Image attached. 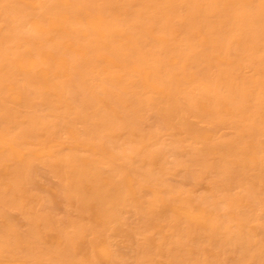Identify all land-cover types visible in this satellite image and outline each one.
I'll return each mask as SVG.
<instances>
[{
    "label": "bare ground",
    "instance_id": "6f19581e",
    "mask_svg": "<svg viewBox=\"0 0 264 264\" xmlns=\"http://www.w3.org/2000/svg\"><path fill=\"white\" fill-rule=\"evenodd\" d=\"M22 1H0V94L24 108L0 102V264H128L125 249L132 264H264V0ZM57 130L71 153L51 163ZM29 138L60 180L49 196L18 151ZM170 172L213 174L210 193L183 197ZM62 201L70 233L46 213Z\"/></svg>",
    "mask_w": 264,
    "mask_h": 264
},
{
    "label": "rangeland",
    "instance_id": "374dc122",
    "mask_svg": "<svg viewBox=\"0 0 264 264\" xmlns=\"http://www.w3.org/2000/svg\"><path fill=\"white\" fill-rule=\"evenodd\" d=\"M1 1V0H0ZM16 4L17 5H20L19 6V8H22V9H26V7L24 6V4H23V1L22 0H17V2H16ZM27 11H30V10H27ZM3 25L4 24H2L1 22H0V28L1 27H3ZM4 28V27H3ZM25 29V28H24ZM26 30V29H25ZM165 38L167 39V40H170L171 39V37H169V36H165ZM170 41H173V40H170ZM173 43V42H172ZM92 58H94V57H92ZM91 58V59H92ZM93 60V59H92ZM91 60V62L93 63V61ZM91 63V64H92ZM105 63V62H104ZM95 64V63H94ZM97 65V64H96ZM105 67V64H103L102 63V65L100 64V65H98V68L99 67ZM107 66V69H108V64L106 65ZM93 67V66H92ZM42 68H46V66H42ZM97 68V69H98ZM43 69V70H44ZM101 69H103V68H101ZM105 69H106V67H105ZM104 70V69H103ZM243 70H245L244 72H242ZM242 75L244 74V75H246V76H250L251 78H253V76H255L253 73H251L250 72V74H249V70L247 69V68H244V69H242ZM50 75V74H49ZM259 76V75H258ZM257 76V77H258ZM50 77V76H49ZM91 83V82H90ZM99 83V82H98ZM93 84V83H92ZM94 84H96L95 83V81H94ZM93 84V85H94ZM98 85V84H97ZM96 86V85H95ZM5 96L7 97V93L6 92H3L2 94H0V102H1V106H4V110L6 109L7 110V108L9 109V111H13V112H18V113H20V112H23L24 111V108H22L21 106L19 107V106H17V105H15L13 102H11L9 99H8V97L7 98H5ZM3 101H5V103L3 102ZM17 106V107H16ZM2 109H3V107H2ZM39 113V112H38ZM45 113V112H44ZM43 112H41V113H39V115L40 114H44ZM20 116V115H19ZM79 125H77V127H78ZM77 127H74V129L75 128H77ZM80 129H81V126H80V128H78L77 130L78 131H80ZM76 130V129H75ZM229 130V131H228ZM57 131H58V134H57ZM56 131V135H55V139H53V140H51V141H49V144L47 143V145H48V147H51V149L52 150H54L53 152H54V154H53V157L52 158H48V161L47 162H51V163H54V162H56L59 158L60 159H62V158H64V157H66L67 156V154H70L71 153V148H70V145L68 144V142H69V139H67V138H64V136L65 137H67V135H66V133H65V131H63V130H57ZM61 131V132H60ZM60 133V134H59ZM166 132H164V133H159L158 135H157V137H158V146H159V143H160V145L162 144V145H168V143H170V142H172L171 140L172 139H175V136L174 137H172V135L170 136V135H168L169 133H166ZM223 133H225V134H229V133H231V130L230 129H228V128H226V132H224V130H223ZM41 134H43V135H41L42 137H46V132H41ZM62 135H64L63 137H62ZM45 139V138H44ZM261 140L262 141H264V138H261ZM33 141V142H32ZM43 141V138H40V139H28V142L26 141V143L27 144H22V145H19L18 146V148H20V149H18V151L19 152H21V154H25L26 153V151L29 149V150H32V151H34V153L36 154V156L37 157H39V158H34V157H29V159L32 161V158H34L33 159V161L34 162H31V164H33V166L35 167V168H37L38 170V174H36V176H35V178H34V181H37L36 182V184H39L38 186H39V188L41 189L42 187L43 188H45V193L44 194H47L48 196L49 195H51V194H53L54 192H56V190L54 189V188H57L58 186H59V183H60V180L55 176V174L51 171V170H49L48 168H47V166L45 165V163L42 161L41 162V158L43 157V158H45V155H46V153L44 152V151H42V150H40V146L41 147H44L46 144H45V142L43 143V145H42V142ZM52 141H54V142H52ZM174 141V140H173ZM38 143H39V145H38ZM53 143V144H52ZM67 143V144H66ZM113 144L115 143V145H117L118 147H121L122 149H126V147L123 145V142L122 141H120V143H121V145H120V143H119V141H116L115 140V142L113 141L112 142ZM119 143V144H118ZM45 144V145H44ZM37 145V146H36ZM120 145V146H119ZM23 146H24V148H23ZM28 146V147H27ZM63 146V147H62ZM108 148L111 146V145H106ZM157 146V147H158ZM37 147V148H36ZM58 147V148H57ZM160 147V146H159ZM23 148V149H22ZM34 148V149H33ZM36 148V149H35ZM60 148V149H59ZM70 148V149H69ZM79 149V150H78ZM21 150V151H20ZM26 150V151H25ZM55 151H56V155L57 156H55ZM58 151V152H57ZM70 151V152H69ZM113 151H115V150H113ZM69 152V153H68ZM74 153H77L76 155H79L80 157H89L91 160H96L97 158H99L98 156H95L96 157V159H94V155H91L90 156V154L89 153H87L84 149H82V148H77V149H75L74 151H73ZM80 152V154H78ZM116 152V151H115ZM114 152V153H115ZM120 152V151H119ZM117 153L118 155H120V153ZM123 153H126L125 152V150H123ZM127 153H128V151H127ZM39 154V155H38ZM45 154V155H44ZM59 154V155H58ZM84 154H86V155H84ZM41 155V156H40ZM173 156V155H172ZM56 157H58V159H56ZM92 157H93V159H92ZM171 156H167V159H166V161L168 160H170V161H180V160H183L182 158H180V157H177V156H173V159L172 158H170ZM54 158H55V160H54ZM168 158H170V159H168ZM36 159V160H35ZM175 159V160H174ZM29 160V161H30ZM40 162V164L38 163V161ZM102 160V161H101ZM97 161H99L100 163V165L98 164V166H99V168L103 171V172H106V171H108V167H105L106 165H105V163H104V160L103 159H97ZM38 164H37V163ZM8 163V162H7ZM42 163V164H41ZM36 164V165H35ZM107 169V170H106ZM48 170V171H47ZM41 171V172H40ZM41 173V174H40ZM171 174V172L170 173H168V174H164V175H166V176H164V179H165V181H167V179H168V181H167V183H166V185H167V187H171V189L170 190H172L173 189V191H180V193L182 192L181 190H185L184 191V193L183 194H181L183 197H188V198H190V199H193L194 200V198L196 197V201H198V199H200V198H202V196L203 197H206L209 193H210V190H211V184L209 185V184H206L205 185V183L207 182V183H210L209 182V180H211V176H213V174H211V173H209V174H207L205 177H202V178H200V179H196V180H198V182L196 181V180H190V181H188V182H186L185 184L184 183H182L181 182V180H180V178H178L177 176H171L170 175ZM172 174H174V173H172ZM40 175H41V177H40ZM211 175V176H210ZM43 178V179H42ZM115 178H116V176H115ZM209 178V179H208ZM208 179V180H207ZM194 181H196L197 182V184L196 183H194ZM201 181L202 182H204V183H201ZM39 182V183H38ZM180 183H181V185H180ZM42 186H41V185ZM189 184V185H188ZM185 185V186H184ZM204 186V190L203 189H201L200 187L201 186ZM177 187V188H176ZM195 187H197V188H195ZM232 187V188H231ZM228 190H229V194H227L228 196H233V195H235V194H239L240 192H241V190H240V186H239V184H233L232 186H231ZM42 188V189H43ZM174 188H176L175 190H174ZM190 188V189H189ZM194 188V189H193ZM200 188V189H199ZM203 188V187H202ZM210 188V189H209ZM238 188V190H236ZM41 189V190H42ZM47 189V190H46ZM49 189H50V191H49ZM52 189H54V190H52ZM58 189V188H57ZM180 189V190H179ZM206 189L208 190V192L206 191ZM231 189V190H230ZM233 189V190H232ZM44 190V189H43ZM189 190H191V191H189ZM193 190V191H192ZM194 190H196V191H194ZM46 191H49V192H47L46 193ZM189 191V192H188ZM206 191V192H205ZM227 191V190H226ZM231 191V192H230ZM237 191H238V193H237ZM30 193L31 194H33L37 199H45V197L47 196H45L42 192H40L39 190H37V189H35V190H30ZM49 193V194H48ZM220 193H221V191H220ZM215 194V193H214ZM226 194V193H225ZM147 195L149 196V198L147 197ZM202 195V196H201ZM217 195L219 196L220 194H219V192L217 193ZM222 195V194H221ZM151 196V197H150ZM191 196V197H190ZM198 196H200V197H198ZM217 196V197H218ZM192 197H194V198H192ZM216 197V196H215ZM216 197V198H217ZM260 197H261V195H260ZM144 198H146V200L147 201H149L150 200V198L152 199V195L151 194H144V196H143V199ZM63 202V201H62ZM61 202V204H63V206H61L60 208L61 209H57V210H55V211H48V209L46 210V213H47V215L49 214V216L53 219V220H57V222L59 221V222H61V224H62V226H61V228H62V231L64 230V228L67 230V232L68 231H70V232H72V229H70L71 227L67 224V223H69V224H71L70 222H72V220H74L73 221V223L72 224H75L76 223V220L78 219V216H79V214H78V212H77V210L74 208V207H72V206H68V204L66 203V202H63L62 203ZM65 203V204H64ZM256 207H258L257 206V204L255 205ZM5 209V211H7V212H9V214H10V212H11V216H16L17 215V218H18V220H20L21 218V216H19V214H20V212L19 211H13V210H6V208H4ZM257 210V209H256ZM42 212H44L45 213V211L44 210H41ZM18 213V214H17ZM256 213H257V211H256ZM13 214H15V215H13ZM131 214H133V216L131 215ZM130 215H129V218H131V221L134 219L135 221H136V218H137V216L135 217L134 216V213L132 212ZM261 214V213H260ZM21 215V214H20ZM63 216V217H62ZM64 217L67 219L66 221H68V220H70V222L68 221V222H66L65 221V219H64ZM63 219H64V221H65V223L68 225L67 227L66 226H64V224H63ZM76 219V220H75ZM62 220V221H61ZM20 221H24L23 219H21ZM130 221V219H129V222H131ZM135 221H132L131 223H130V226L132 227H134V224H135ZM77 222H78V220H77ZM21 223V222H20ZM57 228V232H55V230L54 231H51V230H53L52 228ZM52 228H50V231H49V229H48V233H51L52 235H50V234H48L47 232H46V234H48L49 235V237L50 236H52V237H50V238H52V241L51 242H53L54 240H53V238L55 237L54 235H57L58 236V229L60 230L61 228L59 227H56V226H53ZM68 227H70V228H68ZM66 230H65V233H67L66 232ZM19 231H21V230H19ZM64 232V231H63ZM70 232H68V233H70ZM54 233V234H53ZM56 233V234H55ZM58 233V234H57ZM47 235V236H48ZM57 236L55 237V238H57ZM138 239L140 238V237H137ZM137 239V240H138ZM141 240V239H140ZM110 249V248H109ZM109 249H108V251H109ZM111 251H112V249H111ZM123 252H125L124 254L126 255V253L128 252L129 254H128V257H129V255H130V257H129V259H128V264L130 263V261H131V263L130 264H132V260H133V258H131V252L128 250L127 251V249H125V250H123ZM6 256H9V255H6ZM89 256V255H88ZM11 257V256H10ZM6 259H7V257H5ZM89 258H90V256H89ZM19 259V257H17V256H15V257H12L11 259H9V260H11L10 261V263H14L15 262V260H18ZM157 259H159V258H155V260H157ZM160 260V259H159ZM162 260V259H161ZM160 260V261H161ZM13 261V262H12ZM158 261V260H157ZM160 261H158V262H160ZM162 263H164V262H162ZM43 264H53L52 262H48L47 260H43ZM83 264H85V263H83ZM126 264V263H125Z\"/></svg>",
    "mask_w": 264,
    "mask_h": 264
}]
</instances>
